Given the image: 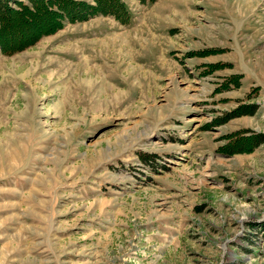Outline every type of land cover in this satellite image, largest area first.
Here are the masks:
<instances>
[{
	"label": "rangeland",
	"instance_id": "1",
	"mask_svg": "<svg viewBox=\"0 0 264 264\" xmlns=\"http://www.w3.org/2000/svg\"><path fill=\"white\" fill-rule=\"evenodd\" d=\"M0 264H264V0H0Z\"/></svg>",
	"mask_w": 264,
	"mask_h": 264
},
{
	"label": "trees",
	"instance_id": "2",
	"mask_svg": "<svg viewBox=\"0 0 264 264\" xmlns=\"http://www.w3.org/2000/svg\"><path fill=\"white\" fill-rule=\"evenodd\" d=\"M113 1L116 3L117 0H112V2H113ZM118 6H119V7L116 8L115 5L113 4V5H112L113 10L115 9L116 11H119V10H120V4H118ZM122 7H123V10H124L123 13H124V15H125L127 12H126V10H125V8H124L123 5H122ZM40 9H41V7H40Z\"/></svg>",
	"mask_w": 264,
	"mask_h": 264
}]
</instances>
